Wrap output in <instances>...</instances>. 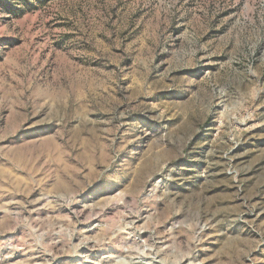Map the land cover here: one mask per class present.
Returning a JSON list of instances; mask_svg holds the SVG:
<instances>
[{"label": "rangeland", "instance_id": "rangeland-1", "mask_svg": "<svg viewBox=\"0 0 264 264\" xmlns=\"http://www.w3.org/2000/svg\"><path fill=\"white\" fill-rule=\"evenodd\" d=\"M0 264H264V0H0Z\"/></svg>", "mask_w": 264, "mask_h": 264}]
</instances>
